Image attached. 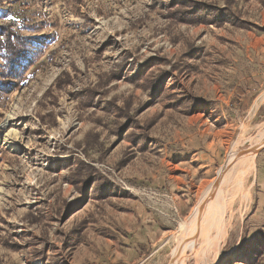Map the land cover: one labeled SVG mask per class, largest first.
<instances>
[{"label": "rangeland", "instance_id": "obj_1", "mask_svg": "<svg viewBox=\"0 0 264 264\" xmlns=\"http://www.w3.org/2000/svg\"><path fill=\"white\" fill-rule=\"evenodd\" d=\"M192 2L205 19L177 16ZM3 17L36 40L14 79L0 58V264H264V146L225 169L264 133V0H0Z\"/></svg>", "mask_w": 264, "mask_h": 264}, {"label": "trees", "instance_id": "obj_2", "mask_svg": "<svg viewBox=\"0 0 264 264\" xmlns=\"http://www.w3.org/2000/svg\"><path fill=\"white\" fill-rule=\"evenodd\" d=\"M206 8L203 10V8ZM209 5H205L201 2H192L191 6L188 7L185 4H182V7L179 8L177 16L182 18L183 21H191L194 19H205L207 15V9ZM211 10H217L218 13H226V8H211ZM18 23L15 20H10L6 17H3L0 21V58L6 64L5 70L1 71L2 81H5V77H10L14 79L17 76L19 70L22 67V61L26 60V54L23 53V49L30 45L31 42L36 39H29L20 35L17 31ZM7 71L10 76L5 74ZM12 73V74H11ZM7 81V80H6Z\"/></svg>", "mask_w": 264, "mask_h": 264}, {"label": "bare ground", "instance_id": "obj_3", "mask_svg": "<svg viewBox=\"0 0 264 264\" xmlns=\"http://www.w3.org/2000/svg\"><path fill=\"white\" fill-rule=\"evenodd\" d=\"M260 135V139H258L259 140V142L256 144V146L255 147H257L256 149H254V150H252V151H248L247 152V154H243V155H241V156H238L237 158H236V154L235 155H231L228 159H227V161H226V165H225V167L227 166V168H229V166L231 167L235 162H239V164H241V165H243V167H245L246 168V170H248V171H252V169L254 168V156H255V154H256V152H257V150L259 149V148H261V147H263L264 146V133L262 134H259ZM258 138V137H257ZM256 143V142H255ZM255 143H252V145L253 144H255ZM248 147V146H247ZM246 147V148H247ZM254 147V146H253ZM251 148V147H250ZM223 168V167H222ZM226 168V169H227ZM232 170V169H231ZM239 171H241V170H239ZM243 172V171H242ZM231 173V172H230ZM239 174H241V173H239ZM243 174V173H242ZM239 176V175H238ZM228 177V176H227ZM230 177V176H229ZM222 180H223V177H222V175H221V178L219 179V181H218V183H214V186H213V194H211L209 197V200H207V202L205 203V206H204V208H203V212H202V214H201V220H202V216H203V213H204V209H205V207L208 209V208H212V206H215V202H216V196H217V193H219L218 191H219V186H220V184H221V182H222ZM234 180H236V179H234ZM240 181V180H239ZM219 182H220V184H219ZM235 182V181H234ZM237 183H238V180H237ZM223 184V183H222ZM219 185V186H218ZM228 186V185H227ZM231 186V185H230ZM230 186H228V187H230ZM237 186V185H236ZM244 187V186H243ZM207 188H210V189H207L208 190V192L210 193V191L212 190V185H211V187H207ZM248 188V187H247ZM240 189V188H239ZM243 190V189H242ZM221 191H222V189H221ZM232 191V190H231ZM237 192H239L238 190H237ZM226 193V192H225ZM208 194V193H207ZM244 194V193H243ZM242 194V195H243ZM246 194V193H245ZM244 194V195H245ZM249 194V193H248ZM209 195V194H208ZM205 196H206V194H205ZM246 197H247V195H245ZM223 197V196H222ZM242 197V196H241ZM204 199H206V198H204ZM208 199V198H207ZM220 199H221V197H220ZM227 199V198H226ZM228 200V199H227ZM245 200V199H244ZM202 202V201H201ZM199 203V202H198ZM245 203V202H244ZM217 204V203H216ZM198 205V204H197ZM196 205V206H197ZM218 206V205H217ZM199 207V206H198ZM195 208V207H194ZM239 208V207H238ZM197 210H198V208H197ZM196 210V211H197ZM225 210V209H224ZM195 212V211H194ZM238 213V212H237ZM193 214V213H192ZM198 214H199V211H197V213H194L193 214V216H192V218L191 219H193L192 220V222L193 223H191L190 225L193 227V233H191V237H193L194 238V236H193V234L195 233V231H196V229H197V220H198ZM220 214V213H219ZM243 214V213H242ZM239 216V215H238ZM226 218V217H225ZM201 220H200V225H199V231H198V235H199V233H200V229H201ZM222 220V219H221ZM205 221V220H204ZM196 224V225H195ZM185 226V222H182L181 223V226ZM223 226H224V224L221 226H219V229L217 230L218 232H217V234L215 235V237L217 238V240L218 241H220L221 240V238L223 239ZM197 229V230H198ZM184 230V229H183ZM190 236V235H189ZM196 236V235H195ZM191 239L193 242L195 241V238L194 239ZM182 239V238H181ZM187 239H188V237H187ZM182 241V240H181ZM181 241H180V243H181ZM183 241H184V239H183ZM187 242V241H186ZM222 242V241H221ZM185 243V242H184ZM188 244V243H187ZM179 246V245H178ZM180 246H181V244H180ZM185 246V245H184ZM182 248V247H181ZM192 248H194L193 246H192ZM209 249V248H208ZM178 250V249H177ZM179 251H180V249H179ZM179 251H178V253H179ZM182 252V251H181ZM180 252V253H181ZM179 253V255H181ZM180 257V256H179ZM179 259V258H178ZM207 261V260H206ZM209 261V260H208Z\"/></svg>", "mask_w": 264, "mask_h": 264}, {"label": "water", "instance_id": "obj_4", "mask_svg": "<svg viewBox=\"0 0 264 264\" xmlns=\"http://www.w3.org/2000/svg\"><path fill=\"white\" fill-rule=\"evenodd\" d=\"M257 147H251V148H249V149H241V150H239L237 153H236V158L238 157V156H241V155H243L244 153H246V152H248V151H252V150H254V149H256ZM227 167H225V169H226ZM223 171H224V169H222L221 170V172L217 175V177H216V179H215V182L214 183H218V181H219V179L221 178V175L223 174ZM207 202V200L205 199L200 205H199V214H198V222H197V225H199V218H200V216H201V213H202V210H203V207H204V205H205V203ZM198 231V230H197ZM174 260V257L171 259V261L170 262H172Z\"/></svg>", "mask_w": 264, "mask_h": 264}]
</instances>
